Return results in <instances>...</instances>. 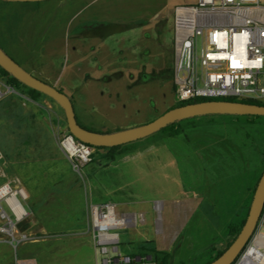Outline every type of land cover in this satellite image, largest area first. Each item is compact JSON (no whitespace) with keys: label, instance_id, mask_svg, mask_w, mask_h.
<instances>
[{"label":"rangeland","instance_id":"obj_1","mask_svg":"<svg viewBox=\"0 0 264 264\" xmlns=\"http://www.w3.org/2000/svg\"><path fill=\"white\" fill-rule=\"evenodd\" d=\"M197 2L0 0V46L33 76L63 90L83 126L104 133L130 129L175 105L176 9ZM15 95L19 100H12L11 112L6 98L0 101V147L10 157L31 155L19 166V176L31 183L77 178L89 198L124 202L125 210L137 212L143 222L120 231L122 254L140 253L142 243L155 240L159 249L173 251V264H207L233 240L229 226L239 214L246 216L243 207L252 203L264 173V116L183 120L178 136L169 138L160 131L123 145L115 160L101 156L77 172L54 148L68 131L63 108L47 95L40 103ZM13 128L28 133L26 143L37 145V157L33 149L12 151L15 144L8 132ZM2 172L0 186L11 177L7 169ZM156 202L162 203L161 212ZM31 256L39 264H102L104 258L91 242L68 234L47 240L34 252L25 245L0 243V264ZM247 260L248 255L242 264Z\"/></svg>","mask_w":264,"mask_h":264},{"label":"built area","instance_id":"obj_2","mask_svg":"<svg viewBox=\"0 0 264 264\" xmlns=\"http://www.w3.org/2000/svg\"><path fill=\"white\" fill-rule=\"evenodd\" d=\"M174 87L176 102L197 99H238L264 102V5L260 0H198L194 5L176 9ZM19 94L11 85L0 82V101ZM58 145L75 171L80 172L105 152L76 139L72 134L59 137ZM6 162L0 147V171ZM3 177L5 174L1 173ZM26 190L17 179L0 186V234L6 235L14 248L18 225L29 216L25 206ZM155 209L162 210L156 202ZM92 234L96 254L102 264H157L151 253L122 254L120 231L135 228L139 217L120 213L112 202L90 206ZM263 220V219H262ZM262 221L247 252L256 249L264 256ZM16 264H38L17 261Z\"/></svg>","mask_w":264,"mask_h":264},{"label":"crops","instance_id":"obj_3","mask_svg":"<svg viewBox=\"0 0 264 264\" xmlns=\"http://www.w3.org/2000/svg\"><path fill=\"white\" fill-rule=\"evenodd\" d=\"M6 108L10 110V112L13 111L8 104ZM25 132V130L20 131L19 129L15 130L14 128L8 132L12 137L11 141H13V144H15V147L12 151L21 154L29 153L33 149L35 152L33 157L35 158L38 156L40 151L38 150L37 145L32 141H30L29 146L27 145V140L25 138H30L28 133ZM54 148L56 149V153L64 158V160L71 166L72 170H74L71 162L65 158L60 148ZM30 158L31 155L30 157H26L25 155H19L18 157L7 156L6 162L2 167V169H7L11 174V177L8 180L17 179L20 186H22L27 193V200L24 203L29 212V216L19 223L17 236H19L18 239H21L24 235H26L30 237V239L21 241L18 244V248L19 246L25 245L34 252L36 249L40 248L43 243H46L47 240L66 234L78 241H82V243L91 242L94 248L93 237L89 232V227L91 225L90 206L92 204L112 202L118 206L120 213H134L138 216L137 212L126 211V204L124 202L118 203L114 201H99L95 200L96 198L93 197L89 198L85 192V187L79 183L77 178L69 180L60 177H53L50 179L40 178L38 181H34L33 183L24 182L19 176V166L28 162ZM82 179L85 180L84 178ZM33 184H38L41 186L40 188H37ZM69 184L72 186H63ZM142 216L143 218L145 217L144 214H142ZM141 222H143V219L139 220L138 225ZM156 234H159L158 230H156ZM0 236V243L6 244L10 247L13 246L10 242H8V240L4 239L3 235ZM152 241L155 243L156 249L158 251L171 253L173 255V251L159 249V241ZM211 248L210 250L212 251ZM173 259L174 256L172 258L171 264L174 263ZM29 260L37 262V259L34 256H31V258L24 261Z\"/></svg>","mask_w":264,"mask_h":264},{"label":"water","instance_id":"obj_4","mask_svg":"<svg viewBox=\"0 0 264 264\" xmlns=\"http://www.w3.org/2000/svg\"><path fill=\"white\" fill-rule=\"evenodd\" d=\"M7 2H42L48 0H2ZM0 66L26 86L55 100L64 110L70 133L79 141L94 147H115L144 139L170 124L190 118L230 114L264 116V106L228 100H209L168 110L156 120L116 132L101 133L83 127L77 120L72 100L56 87L33 76L0 47ZM264 214V173L257 185L246 222L233 243L210 264H235L248 247ZM236 262V264H237Z\"/></svg>","mask_w":264,"mask_h":264},{"label":"trees","instance_id":"obj_5","mask_svg":"<svg viewBox=\"0 0 264 264\" xmlns=\"http://www.w3.org/2000/svg\"><path fill=\"white\" fill-rule=\"evenodd\" d=\"M4 2H7V1H4ZM8 3V2H7ZM1 47V46H0ZM2 48V47H1ZM3 49V48H2ZM4 50V49H3ZM5 51V50H4ZM6 52V51H5ZM7 53V52H6ZM9 55V54H8ZM174 74V72H173ZM0 79L8 84V85H11L13 86L20 94H23V95H26L29 99L37 102V103H40V97L41 96H45V94L39 92V91H36L28 86H26L25 84H23L22 82H20L18 79H16L15 77H13L10 73H8L5 69H3L1 66H0ZM175 88V87H174ZM61 92H63V90H60ZM64 93V92H63ZM17 95H10L8 97H6V103L11 107L13 108V103L14 99H16L15 101L17 102L19 99L18 97H16ZM209 100H228V101H235V102H243V103H249V104H256V105H260V106H264V102H261V101H255V100H238V99H197V100H192V101H189V102H186V103H178L176 102L175 105L171 108H177V107H181V106H184V105H188V104H192V103H198V102H203V101H209ZM2 101V100H1ZM6 110V109H5ZM13 110V109H12ZM7 112V110H6ZM8 115H11V113H9V111L7 112ZM255 117H260V116H255ZM78 120V119H77ZM79 122V120H78ZM181 121H178V122H175L173 124H170L168 125L167 127H165L164 129H162L161 131L166 133L167 136L170 138V137H175V136H178L181 134L182 132V129L179 127V124H180ZM80 123V122H79ZM81 124V123H80ZM82 125V124H81ZM65 126L68 127L67 125V122H65ZM83 126V125H82ZM85 127V126H83ZM87 128V127H85ZM89 129V128H87ZM89 130H92V129H89ZM94 131V130H92ZM68 134H71L69 129L67 131ZM101 133H104V132H101ZM107 133V132H106ZM123 145L121 146H115V147H97L99 150H103L105 153L102 155V158L104 157H107V158H110L112 160H115L116 156L118 154H120V149L122 148ZM5 157L7 158L6 156V153H5ZM258 185V184H257ZM257 185L256 187L254 188L253 190V194L255 193L256 191V188H257ZM253 198V197H252ZM251 202H252V199H251ZM248 205V206H247ZM246 206L243 207V209H247V214L246 216L241 219V215L239 214V219L237 221L236 224H232L229 226V236L233 239L232 241H230L228 243V246L227 248L233 243V241L237 238V236L240 234L245 222H246V219L248 217V214H249V210H250V205L251 203L249 202ZM263 217H264V214H263ZM250 244V243H249ZM226 248V249H227ZM226 249H223V250H219L217 253H214L212 254L211 256V260L207 263V264H210L212 261H214L215 259H217L218 257H220L224 251ZM213 251L215 249H212ZM246 248L244 249L243 253L245 252ZM212 251V252H213ZM140 253H151L153 254V256L155 257V260L157 262V264H171V261H172V258H173V255L171 253H167V252H161V251H158L156 249V246H155V243L153 241H146L145 243H142L141 244V247H140ZM242 253V254H243ZM237 262V261H236ZM235 262V264H236Z\"/></svg>","mask_w":264,"mask_h":264},{"label":"bare ground","instance_id":"obj_6","mask_svg":"<svg viewBox=\"0 0 264 264\" xmlns=\"http://www.w3.org/2000/svg\"><path fill=\"white\" fill-rule=\"evenodd\" d=\"M248 260L247 264H264V256H258L256 254V249H250L247 253Z\"/></svg>","mask_w":264,"mask_h":264}]
</instances>
